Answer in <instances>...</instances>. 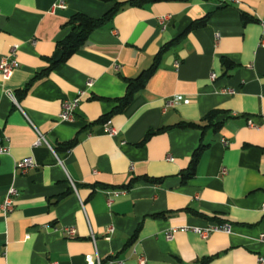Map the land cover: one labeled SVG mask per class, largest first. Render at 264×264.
Returning a JSON list of instances; mask_svg holds the SVG:
<instances>
[{"label":"crops","instance_id":"1","mask_svg":"<svg viewBox=\"0 0 264 264\" xmlns=\"http://www.w3.org/2000/svg\"><path fill=\"white\" fill-rule=\"evenodd\" d=\"M129 1L0 0V59L14 50L19 63L0 75L9 149L0 156V202L16 190L13 211H0V264H139L140 256L145 264H256L264 255V0ZM114 3L123 5L77 52L17 94L57 58L71 16L99 18ZM172 41L144 88L110 116L117 133L108 136L97 120L124 96L123 78L147 70ZM76 98L72 119L59 121L63 103ZM214 110L223 111L217 132L174 128L140 144L148 132L199 124ZM34 128L47 145L33 147ZM200 143L207 147L195 175L182 182ZM28 157L38 167L16 169ZM219 225L230 232L202 238L193 230Z\"/></svg>","mask_w":264,"mask_h":264},{"label":"trees","instance_id":"2","mask_svg":"<svg viewBox=\"0 0 264 264\" xmlns=\"http://www.w3.org/2000/svg\"><path fill=\"white\" fill-rule=\"evenodd\" d=\"M100 2L109 3L112 0H98ZM169 1H186V0H131L128 2V5L134 6V7H142L148 4H154L158 2H169ZM122 3H114V5L101 17L99 18H92L82 13H76L73 16L69 18V20L66 22L65 26L69 27L70 32L66 36L64 40L57 43V58L50 59V65L48 68H46L41 73L37 74L26 86L23 90H20L17 94L22 95L27 92L30 85L35 79H38L42 76H45L48 74L55 66L58 64L64 63L70 56H72L77 50L85 43L87 40L89 34L96 30L101 28L105 23H107L114 14L119 10V8L122 6ZM208 16L193 22L190 27L186 30L191 31L193 29L203 27L205 26L207 22ZM242 19L244 22H247L248 19L245 15H242ZM174 44V42H169L162 46L156 56L153 59V63L151 66L140 73L139 76L133 79H124L126 83V90L125 94L122 98L115 99L114 102L117 103V106L111 111V113L100 117L97 122L105 124L107 121L110 120V116L113 113H117L122 111L132 100L134 94L143 89L146 82L151 78L153 73L155 72L161 56L171 48V46ZM224 66L226 69H230L232 67V64L229 61H224ZM223 111L220 110H214L206 114L202 119L201 123H179L173 126L163 127L155 132H148L143 140L141 141V145L144 144L153 134L157 132H163L170 129H198L201 131V134L203 135L206 130L211 129L213 132H217L221 126L223 121L217 120V117L222 115ZM203 123V124H202ZM76 139L69 141L68 143L62 144L61 150H67L70 147H72L76 143ZM206 145L200 143L198 147L193 151L190 161L188 164V167L185 171L180 173L181 181L185 182L189 179H191L196 172L197 165L199 163L200 157L203 154L204 150L206 149ZM145 182L153 183V184H160L162 182V179H151L148 177H144L142 179ZM138 179H133L129 182L128 185H126L124 188L128 189L130 188L133 183L137 182Z\"/></svg>","mask_w":264,"mask_h":264},{"label":"built area","instance_id":"3","mask_svg":"<svg viewBox=\"0 0 264 264\" xmlns=\"http://www.w3.org/2000/svg\"><path fill=\"white\" fill-rule=\"evenodd\" d=\"M63 8V4L61 2L57 3L53 6V9ZM262 27L264 28V23H262ZM218 38V36L216 37ZM261 46L264 47V41L261 43ZM19 67V63L15 59V51L12 50L8 55L1 57L0 59V75L3 78H8L13 70L17 69ZM211 79L214 80V75H211ZM228 93H232V91H228ZM6 96L11 99V101L17 105L16 98L13 93L6 92ZM175 99H171L167 101L166 106L169 107L173 104ZM79 99H73L71 101H65L62 106V112L58 116L59 121H70L75 113V110L77 108ZM247 126L253 129H257V127L252 123L251 119L247 120ZM104 130L108 134V136H115L116 131L110 127L109 121H107L104 125ZM35 129V128H34ZM35 132L37 134V138L33 144V147H38L42 145L43 143L46 144L43 135L35 129ZM47 145V144H46ZM9 149L6 146V139L3 137V135L0 134V156L8 154ZM167 161H173L171 157L167 158ZM38 165L36 161L32 157L25 158L18 163H16V169L20 170L21 172L25 173L28 170H32L37 168ZM16 196V190L13 187H10L3 198V200L0 202V211L5 216L13 211V204L15 201ZM108 204L110 203V200L107 201ZM261 210L264 212V204L261 207ZM108 231H111V228L107 229ZM196 233H198L202 238H206L207 235L211 232H223V233H229L230 227L228 225H219L214 227H209L206 229H193ZM64 234L67 238H74L75 237V231L72 227L64 229ZM91 238L93 239V236L91 234ZM166 239L171 240L172 234L167 233ZM260 241H264V234L259 236ZM139 264H145V260L142 256L139 257ZM90 264H93L90 262ZM97 264H99V261L97 260ZM120 264V263H119ZM256 264H264V255L257 256L256 258Z\"/></svg>","mask_w":264,"mask_h":264}]
</instances>
